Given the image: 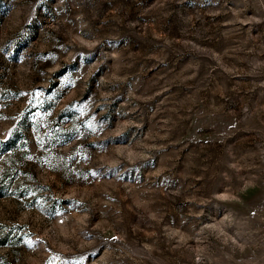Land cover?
Returning <instances> with one entry per match:
<instances>
[{
  "label": "rangeland",
  "instance_id": "1",
  "mask_svg": "<svg viewBox=\"0 0 264 264\" xmlns=\"http://www.w3.org/2000/svg\"><path fill=\"white\" fill-rule=\"evenodd\" d=\"M0 264H264V0H0Z\"/></svg>",
  "mask_w": 264,
  "mask_h": 264
}]
</instances>
